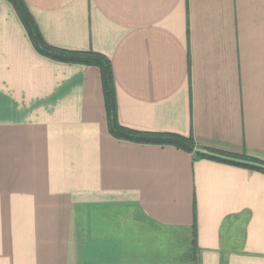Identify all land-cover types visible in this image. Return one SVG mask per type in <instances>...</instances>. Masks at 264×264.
<instances>
[{"label": "crops", "instance_id": "obj_1", "mask_svg": "<svg viewBox=\"0 0 264 264\" xmlns=\"http://www.w3.org/2000/svg\"><path fill=\"white\" fill-rule=\"evenodd\" d=\"M25 1L49 44L111 59L120 124L264 160V0ZM195 254L264 264V171L116 137L100 68L40 53L0 0V264Z\"/></svg>", "mask_w": 264, "mask_h": 264}, {"label": "trees", "instance_id": "obj_2", "mask_svg": "<svg viewBox=\"0 0 264 264\" xmlns=\"http://www.w3.org/2000/svg\"><path fill=\"white\" fill-rule=\"evenodd\" d=\"M9 1L14 5L35 48L40 53L57 60L93 64L100 68L110 130L116 137L144 143L172 144L195 152L197 158H216L225 162L262 169L264 171V167L260 166V164H264V160L245 153L240 154L209 148L210 151L218 152L220 155L209 154L197 150L196 142L193 137L169 132H145L120 124L117 119L116 82L111 59L106 54L95 50H70L49 44L43 37L27 2L25 0ZM195 231L196 224L194 225V245H196ZM193 259L198 264L196 254L193 256Z\"/></svg>", "mask_w": 264, "mask_h": 264}, {"label": "rangeland", "instance_id": "obj_3", "mask_svg": "<svg viewBox=\"0 0 264 264\" xmlns=\"http://www.w3.org/2000/svg\"><path fill=\"white\" fill-rule=\"evenodd\" d=\"M160 233V232H159ZM175 242H174V246H176L175 247V250L173 249V250H169V252H171V253H175V252H178L179 254L180 253H182V252H184V250L182 249L183 247L186 249L187 248V246H186V243H185V241L184 242H182L181 240H174ZM176 244V245H175ZM185 245V246H184ZM168 247V246H167ZM168 249H169V247H168Z\"/></svg>", "mask_w": 264, "mask_h": 264}, {"label": "water", "instance_id": "obj_4", "mask_svg": "<svg viewBox=\"0 0 264 264\" xmlns=\"http://www.w3.org/2000/svg\"><path fill=\"white\" fill-rule=\"evenodd\" d=\"M198 150L201 151V152L209 153V154L211 153V154H214V155H220L218 153L212 152V151L204 149V148H198Z\"/></svg>", "mask_w": 264, "mask_h": 264}]
</instances>
